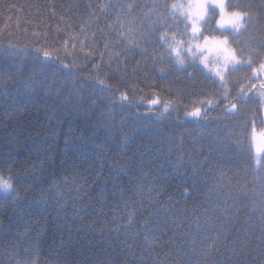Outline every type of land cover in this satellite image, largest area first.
Wrapping results in <instances>:
<instances>
[{
    "label": "trees",
    "instance_id": "16d2710c",
    "mask_svg": "<svg viewBox=\"0 0 264 264\" xmlns=\"http://www.w3.org/2000/svg\"><path fill=\"white\" fill-rule=\"evenodd\" d=\"M106 3L0 0V83L8 85L7 93L0 91V166H11L14 177L19 174L21 197L16 204L0 199V264H264V170H254L249 157L264 127L263 104L255 121L257 104L251 102L240 105L235 117L216 108L209 113L214 122H190L185 112L207 91L198 81L177 73L133 79L138 75L132 72L135 60L127 66L113 61L107 71H90L99 52L96 60L84 59L91 49H80L78 41L85 38L80 30L85 27L89 37L95 34L92 43L103 48L106 26L120 27L115 21L121 9L101 12ZM243 3H251L255 12L260 0ZM217 17L209 28H215ZM255 27H264V16ZM71 37L78 38L75 48ZM37 49L41 55L47 50L59 57V63L42 68L33 55ZM74 63L69 74L63 65ZM249 75L251 69L230 74L229 104L242 84L245 91L252 83L260 89L261 76L249 82ZM92 78L137 99H151L154 90L163 100H178L177 110L157 120L148 113L147 101L121 104L119 94L113 100L94 88ZM121 78L127 88L118 83ZM18 81L34 84L36 94L20 97ZM92 100L97 103L89 111ZM125 136L128 143L121 144ZM197 137L200 142L193 143ZM209 147L217 150L209 153ZM181 155L185 163L198 162L194 181L183 183L175 176L172 165ZM199 161H204L202 166ZM113 163L127 166L115 180L109 171ZM181 171L191 174L193 169ZM73 175L78 177L75 183H63ZM156 176L160 178L153 185ZM54 180L60 181L56 187L51 186ZM137 186L142 188L140 196ZM185 187L187 196L181 194ZM133 211L135 223L125 227Z\"/></svg>",
    "mask_w": 264,
    "mask_h": 264
},
{
    "label": "snow or ice",
    "instance_id": "6c2138e0",
    "mask_svg": "<svg viewBox=\"0 0 264 264\" xmlns=\"http://www.w3.org/2000/svg\"><path fill=\"white\" fill-rule=\"evenodd\" d=\"M118 7L121 11L116 14L115 23H119V29H116L113 24L106 26V33H101L103 39V48L98 44L92 43L97 37L95 34L91 37L87 36L86 28H81V33H85L84 40H79L77 37H71L73 47L77 46V41L80 49L90 48L84 59L86 61L96 60L95 53L99 52V60L92 65L90 71L102 72L111 68L113 61L119 66L120 64L128 65L133 60L135 64L132 66V72L138 76L155 77L157 73L161 78H167L172 73L183 74L189 81L196 80L202 85H205L207 91L204 93L205 98L193 102L194 106L191 111H186L184 119L190 122H214L210 120L209 113L216 108H220L224 116L235 117L240 112V105L255 102L257 107L253 114V121L260 115L261 104H264V81L260 83V90H257L255 83L245 91L242 84L237 94L232 97L233 102L228 103L231 91L229 89V79L231 73L251 69V75L247 77L248 81L258 80L261 75H264V27L259 30L255 27V22L264 16V0H260V4L256 7L255 12L252 11L251 3H243V0H232L231 3H226V0H187L186 3H169L168 0H151V3L141 4L139 0H133L130 3L113 5L111 0L101 6V12H106L109 8ZM147 8V12L143 9ZM231 9V10H229ZM217 12L219 18L216 19V24L219 28H209L210 22L216 18ZM124 17L125 20L121 18ZM139 21V23H137ZM225 24L231 26V31L225 33L223 28ZM91 26L90 24L88 25ZM212 33V34H209ZM68 40L64 41L65 51L67 52ZM118 48L119 51H113ZM35 55L37 61L40 62L42 68L50 64H58L59 57H53L47 50H44L41 55V50L37 49ZM107 56V60H105ZM214 66L209 67V63ZM258 63V67L256 66ZM65 71L72 73L73 68H76L75 63L69 67L63 65ZM208 75H205L204 72ZM94 88H98L102 95L118 99L121 104L134 106L144 105L147 101L146 108L148 113L155 116L157 120L170 116L177 110L178 100H163L153 90L152 98L140 96L137 99L134 95L130 96L127 91H120L119 87L106 84L103 80L92 78L89 80ZM21 85L19 96L30 98L36 94L37 88L34 84L26 81H18ZM118 83L124 84L127 88V83L123 78ZM0 91L7 93L8 85L0 83ZM96 100H92L89 104V111L96 105ZM223 105L221 108L220 106ZM115 106V105H113ZM187 107V106H185ZM153 109H158V114L153 112ZM79 110V109H77ZM248 123V117L245 115V125ZM129 138L123 137L121 144H127ZM183 138H181V144ZM199 138H194L193 143H199ZM67 143V140H66ZM215 144V141H212ZM237 141V147H240ZM215 147H209L208 152L216 151ZM85 151H87L85 149ZM172 149H169L171 155ZM81 159H86L84 152L80 153ZM251 165L254 170H264V146L256 147L255 156L249 151ZM98 159L103 161L102 156ZM207 159V157H205ZM43 163V162H42ZM197 161L192 160L188 163L184 162L183 155L178 157L172 165L174 174L183 183L189 180L196 179ZM204 161H199L202 166ZM126 165L113 163L109 166V171L113 173L111 179H116L121 171L126 169ZM191 167V174L181 171L182 168ZM142 170V165H141ZM7 173V178H5ZM18 175L14 177L11 166L5 169L0 166V199L11 201L16 204L21 197L16 187ZM99 177L100 173L96 174ZM147 176V173H144ZM159 176L153 177L152 184L154 185ZM78 177L73 175L72 181L67 177L63 178V183H75ZM79 179L84 180L83 177ZM60 184V181H52L53 187ZM84 184L81 183L75 189L80 192ZM31 187V185H30ZM45 189H41L43 193ZM123 193V189H120ZM148 202L152 203L151 192L149 188ZM87 194V193H85ZM142 194V188L137 186L136 195ZM187 196L189 189L185 187L181 193ZM57 196L62 193L57 192ZM135 211L128 213L127 223L125 227H130L135 223ZM224 223H227L226 221ZM148 220L144 221L146 227ZM119 231V225L117 226ZM23 235V233L21 234ZM145 239L151 243L147 234Z\"/></svg>",
    "mask_w": 264,
    "mask_h": 264
},
{
    "label": "rangeland",
    "instance_id": "374dc122",
    "mask_svg": "<svg viewBox=\"0 0 264 264\" xmlns=\"http://www.w3.org/2000/svg\"><path fill=\"white\" fill-rule=\"evenodd\" d=\"M187 2V0H177L175 3H186ZM217 15H218V17L217 18H219V13L217 12ZM215 28H217V30H219V28H218V26H217V24H215ZM223 31L224 32H229V31H231V26L230 25H228V24H225V26H224V28H223ZM211 34V33H210ZM214 65L210 62L209 63V67L211 68V67H213ZM205 73H207L206 71H205ZM208 74V73H207ZM261 78H262V80L264 81V75H261ZM258 91L260 90V89H257ZM262 114H263V119H264V104H263V109H262ZM257 138H258V140L256 141V139H255V141H253V144H252V149H253V156H255V154H256V147L259 145V146H264V127H263V129L260 131V134H258L257 135Z\"/></svg>",
    "mask_w": 264,
    "mask_h": 264
}]
</instances>
